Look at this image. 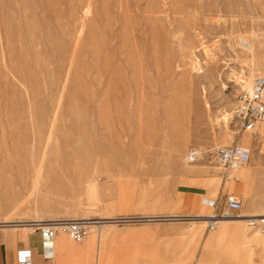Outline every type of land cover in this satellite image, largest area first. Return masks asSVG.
<instances>
[{"label": "rangeland", "instance_id": "rangeland-1", "mask_svg": "<svg viewBox=\"0 0 264 264\" xmlns=\"http://www.w3.org/2000/svg\"><path fill=\"white\" fill-rule=\"evenodd\" d=\"M257 76L264 0H0V264L22 248L44 264L35 221L154 214L172 215L104 225L101 240L60 230L73 248L57 264H198L203 199L233 193L264 214V131L233 113ZM233 143L253 151L249 191L213 161ZM246 241L244 264H264ZM228 243H204L203 264Z\"/></svg>", "mask_w": 264, "mask_h": 264}, {"label": "built area", "instance_id": "built-area-1", "mask_svg": "<svg viewBox=\"0 0 264 264\" xmlns=\"http://www.w3.org/2000/svg\"><path fill=\"white\" fill-rule=\"evenodd\" d=\"M239 46L246 48L244 40L239 41ZM234 117L246 130L264 131V76L254 79L251 89L242 88L235 95ZM253 151L250 147L233 143L220 145L213 149V161L223 170H233L247 165L252 158ZM208 205L213 209L210 215L209 229L215 227L218 219L240 217L243 211V200L238 195L227 193L223 197L209 200ZM152 218L131 217L130 219ZM247 224L252 229L264 233V215L246 216ZM40 234L41 253L44 264H57L55 252V239L58 225L67 232L76 242H82L88 236L91 228V219L79 218L59 220L60 223L48 221H35ZM43 222V223H42ZM139 222V221H137ZM16 264H35V253L32 248H22L17 252Z\"/></svg>", "mask_w": 264, "mask_h": 264}, {"label": "crops", "instance_id": "crops-1", "mask_svg": "<svg viewBox=\"0 0 264 264\" xmlns=\"http://www.w3.org/2000/svg\"><path fill=\"white\" fill-rule=\"evenodd\" d=\"M181 228H184V227H177L174 232H171V229L169 228H163L161 229V231L163 233V236L166 238L168 236L173 235ZM198 231L199 230L196 231V233L194 234V236H192V238H195L197 236ZM117 237H118V234H117ZM222 237H226L229 240V243L226 246L220 247V249H222V252H223L222 253V264H244L245 244L248 243V241L246 240H251L255 242L256 244H258L259 246L264 247V238L261 239L259 236L257 237V239H255V237L252 238L250 234V230L248 229L245 223L239 222V221L224 220V221H221V223L217 225V227L214 230L207 228V230L203 234L200 249H199L198 260L200 261L198 262V264H203L206 261L207 256L210 254L209 252L205 254L203 253L204 243L209 244L211 242H215L216 238H222ZM57 238H58V241L56 239V250L59 248L60 251H64V248L67 249L69 246L71 247V249L73 248L66 241L65 238L61 236H57ZM217 249L219 248L217 247ZM64 252L68 253L66 250ZM231 257H232V260H230ZM133 259L135 262H142L144 264L145 256H143L140 253H137L134 255ZM35 264H36V260H35ZM253 264H263L261 257L256 256L254 258Z\"/></svg>", "mask_w": 264, "mask_h": 264}, {"label": "bare ground", "instance_id": "bare-ground-1", "mask_svg": "<svg viewBox=\"0 0 264 264\" xmlns=\"http://www.w3.org/2000/svg\"><path fill=\"white\" fill-rule=\"evenodd\" d=\"M246 49L249 50L248 53H250V54L254 53L253 50L251 49V44L250 43H246ZM252 85H253V81H251V79L248 78L246 80L245 88L251 89ZM245 166H242V167L237 168V169H233L234 171L231 174V176L232 177H237V180H240L242 183L245 184V186H244L245 187L244 188L245 191H249L250 187L248 185V180L250 178L251 173L249 171H247L246 169H244ZM208 201L209 200L207 198L202 200L205 208L210 207L208 205ZM171 215H164V214L163 215H158V214L155 215L154 214V215H144V216H133V217H152V218H139V219H130L131 217H127V218L113 217V219H111V221H101V220L100 221L99 220L93 221V220H91L90 233H91V237H92L93 240H95L97 238H98V240H101L103 237L106 236L105 232L101 230L104 225H112V224L119 223L121 221H123V222H133V223H137V221H139V222H143V221H158V220H162L164 218H169ZM261 215H264V214H261V213H249V214H241L240 217H236V218H224V219L221 218V219H218V221L215 223V227L213 229H211V230H214L217 227V225H219L221 223V221H224V220L245 222L246 226L248 228H250L248 226V224H247V221H246L245 217L246 216H261ZM209 217H210L209 215H204V214L200 215V214H198V215L191 216L190 219L193 220V221H200L202 223H208V225H209L210 224ZM85 219H91V218H85ZM21 221H23V220H21ZM40 221H43V220H40ZM48 222L49 223H56V224L60 223L59 220H56V221L53 220V221H48ZM108 222H110V223H108ZM33 223H34L35 229H37L36 228V224L37 223L36 222H33ZM5 224H7V223H5ZM29 225H32V224H29ZM7 226H5V227H7ZM15 226L29 227L28 225L27 226L26 225H18V224L15 225V223H14V225H11V227H15ZM250 229H252V228H250ZM60 230H62V227H60V225H58V232H57V235H56L57 241H58L57 236H58V233H59ZM56 239H55V252H56Z\"/></svg>", "mask_w": 264, "mask_h": 264}]
</instances>
